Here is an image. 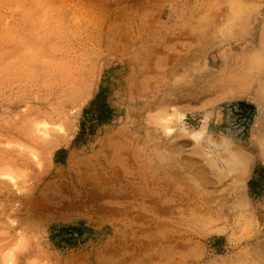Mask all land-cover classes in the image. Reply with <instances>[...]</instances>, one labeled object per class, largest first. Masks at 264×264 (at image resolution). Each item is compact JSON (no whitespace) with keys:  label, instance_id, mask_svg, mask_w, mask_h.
I'll use <instances>...</instances> for the list:
<instances>
[{"label":"rangeland","instance_id":"374dc122","mask_svg":"<svg viewBox=\"0 0 264 264\" xmlns=\"http://www.w3.org/2000/svg\"><path fill=\"white\" fill-rule=\"evenodd\" d=\"M0 264H264V0H0Z\"/></svg>","mask_w":264,"mask_h":264},{"label":"bare ground","instance_id":"6f19581e","mask_svg":"<svg viewBox=\"0 0 264 264\" xmlns=\"http://www.w3.org/2000/svg\"><path fill=\"white\" fill-rule=\"evenodd\" d=\"M158 112V111H157ZM160 112V111H159ZM155 114V113H154ZM21 168V167H20ZM101 171V170H100ZM106 180V179H105ZM88 190V189H87ZM128 192V191H127ZM152 199V198H151ZM152 204V203H151ZM112 207V206H111ZM3 256V255H2ZM5 256V255H4ZM13 256V255H12Z\"/></svg>","mask_w":264,"mask_h":264}]
</instances>
